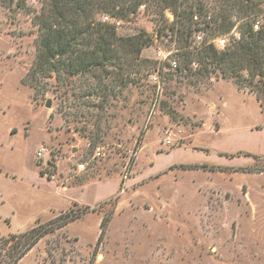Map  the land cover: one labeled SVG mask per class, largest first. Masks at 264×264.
<instances>
[{"label":"rangeland","instance_id":"obj_1","mask_svg":"<svg viewBox=\"0 0 264 264\" xmlns=\"http://www.w3.org/2000/svg\"><path fill=\"white\" fill-rule=\"evenodd\" d=\"M203 1L207 15L194 14L189 41L221 35L222 22L223 34L263 23V3L224 20L221 0ZM47 11L41 0H0V236L69 221L18 264H264L258 78L217 71L195 82L204 46L173 53L180 69L171 70L157 53L182 47L181 25L150 3L126 19L100 17L118 20L120 37L149 40L139 56L147 63L129 76L138 83L118 87L99 72L31 78L35 20ZM98 86L109 90L87 94Z\"/></svg>","mask_w":264,"mask_h":264},{"label":"trees","instance_id":"obj_2","mask_svg":"<svg viewBox=\"0 0 264 264\" xmlns=\"http://www.w3.org/2000/svg\"><path fill=\"white\" fill-rule=\"evenodd\" d=\"M48 6L45 16L36 18L35 24L39 26V40L37 41L36 63L32 69L31 78L38 74L54 73L57 80L66 83L70 77L95 75L115 82L119 87L125 84L138 83L129 78L132 73H139L147 60L139 59L142 49L148 45L149 40L144 35L120 37L116 34L113 25L100 21L103 15L115 16L117 19H126L136 13L139 7L149 3L156 7L159 14L164 15L172 11L181 28L176 34L184 42L182 49L191 46L189 36L194 30V14L206 16L207 11L203 0H41ZM225 17L234 8L244 6L254 10L264 0H221ZM263 8H260V12ZM264 14V13H263ZM263 23L257 30H253L252 23H245L241 28L239 42L217 52L212 45H203L198 50V71L195 82L208 77L217 71L224 78L230 77L235 81L243 80V72L258 78L263 88L256 93L258 102L264 99V15ZM216 18H222L217 15ZM220 23L219 31L223 34L230 30V26ZM173 27H170L172 30ZM202 46V47H203ZM234 48V49H233ZM189 53L190 51L184 50ZM192 59L187 63L190 65ZM147 68V66H145ZM105 68H111L107 73ZM189 72V71H188ZM189 74V75H190ZM126 75V77H125ZM187 76V75H186ZM190 83L194 82L190 80ZM237 85V84H236ZM238 86V85H237ZM97 88V87H96ZM87 93L108 91L105 86H98ZM109 88V87H108ZM69 221L61 220L52 224L32 227L22 233H11L0 236V264H18L21 259L38 243L47 233L67 225ZM104 227L103 220L100 228Z\"/></svg>","mask_w":264,"mask_h":264},{"label":"built area","instance_id":"obj_3","mask_svg":"<svg viewBox=\"0 0 264 264\" xmlns=\"http://www.w3.org/2000/svg\"><path fill=\"white\" fill-rule=\"evenodd\" d=\"M102 20H103V22L110 23L114 26L119 25L118 20H115L114 18H111L108 16L103 17ZM257 29H258V25L257 24L253 25V30H257ZM163 35H164V38H166V42L170 43L172 35L169 33V31ZM193 37L194 38H192L191 46L187 49H182L181 47H178L177 45H172L173 48H169L168 51L159 50L157 53V56L160 57V59H158V60L166 61L171 70L178 71L180 69L179 61H177L176 59L170 58V56H172L173 53H174V55H176L177 52H179V53L182 51L184 52V50H188V51L196 50V49L202 47L203 45H212L213 48L217 52H221L226 48V46L228 45L229 42L238 41L241 38L240 34L238 32H234V31H232L231 34L216 35L215 37L209 38L208 39L209 41H207L204 38V36L201 35V33H194ZM169 47H171V45ZM195 63H196V61L191 62V64H192L191 66L195 67ZM184 70H186V67H184ZM150 78L154 82H157L156 75L150 74ZM41 155H42V153H38V156H41ZM78 168L83 169L84 166L80 164V165H78Z\"/></svg>","mask_w":264,"mask_h":264},{"label":"water","instance_id":"obj_4","mask_svg":"<svg viewBox=\"0 0 264 264\" xmlns=\"http://www.w3.org/2000/svg\"><path fill=\"white\" fill-rule=\"evenodd\" d=\"M47 108L50 107V102H47L45 105Z\"/></svg>","mask_w":264,"mask_h":264}]
</instances>
